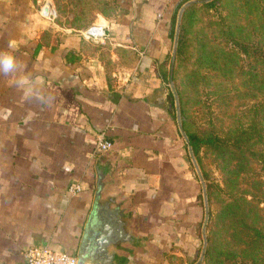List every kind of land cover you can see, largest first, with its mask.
I'll use <instances>...</instances> for the list:
<instances>
[{"label": "crops", "instance_id": "0c3cea01", "mask_svg": "<svg viewBox=\"0 0 264 264\" xmlns=\"http://www.w3.org/2000/svg\"><path fill=\"white\" fill-rule=\"evenodd\" d=\"M188 1L115 0L89 24L109 27L96 43L85 26L45 17L44 0H0V54L15 56L0 70V264H25L30 247L78 257L100 174V199L120 206L132 238L111 245L106 264L197 254L203 185L166 75ZM101 134L113 147L96 152Z\"/></svg>", "mask_w": 264, "mask_h": 264}, {"label": "rangeland", "instance_id": "374dc122", "mask_svg": "<svg viewBox=\"0 0 264 264\" xmlns=\"http://www.w3.org/2000/svg\"><path fill=\"white\" fill-rule=\"evenodd\" d=\"M51 1L58 13L56 21L80 23L87 21L91 23L94 20L92 16H98L97 14L107 15L113 3V0ZM208 2L214 4L197 6L192 13L189 47L186 49V55H183V60L178 64L176 78L173 76L177 91L179 89L182 93L179 94V98L182 96L184 101L187 126L191 131L201 133H209L213 128L219 130L223 127V130H226L231 123L240 119L238 116L244 108L253 102L252 94L256 87L253 75L258 72L253 66L257 55L251 53L249 56H243L239 53L240 49L236 46L234 38L240 35L242 31L240 28H243L241 35H246L245 39L250 42L258 41L264 33L262 28L264 0H209ZM230 28L234 35L231 38L228 35ZM202 156L203 167L198 164L201 171L203 169L209 173V180L205 179L206 185L209 182H216L224 187L225 173L222 171L224 163L221 158L209 149L204 151ZM226 199L228 196L224 191L214 193L212 209L215 216L217 211L225 206ZM233 218L237 219V217ZM212 222L211 254L209 257L205 254L201 264H245L241 262V255L237 256L235 253V250L239 252L240 246L235 241L237 236L235 232L226 230L228 222L222 218ZM233 227L235 228V225ZM203 246L204 241L200 240L197 254L183 256L180 260L181 264H196L201 257ZM243 258L246 259L244 256ZM245 261L248 264L254 263L249 259ZM256 262L264 264V261Z\"/></svg>", "mask_w": 264, "mask_h": 264}, {"label": "trees", "instance_id": "16d2710c", "mask_svg": "<svg viewBox=\"0 0 264 264\" xmlns=\"http://www.w3.org/2000/svg\"><path fill=\"white\" fill-rule=\"evenodd\" d=\"M114 2L115 0H113L111 10ZM212 4L214 2L202 1L200 3L199 1L190 4L185 9L181 21L174 78L177 75L178 64L183 60V55H186V49L189 47L188 42L191 40L189 33L192 30V13L197 6H211ZM181 7L182 4L179 6L175 23ZM71 23L77 27H88L90 24L88 21L83 23L71 21ZM262 28L264 29V26ZM240 30L243 31V28ZM242 31H240V35L234 38L235 44L240 49L239 53L245 57L251 53H256L257 59L254 61L253 68L256 67L258 72L253 75L256 86L252 94L253 102L250 105L245 104L247 106L238 116L240 119L231 123L226 130H223L222 127L219 130L213 128L209 133L191 131L187 126V115L182 96H180V106L183 126L201 168L203 167L202 154L207 149L215 152L224 163L222 169L225 173V177H223L224 187L221 186V183L216 182L207 184L210 217L207 225L208 247L206 255L209 257L211 254V244L213 243V236H211L210 231L212 221L222 218L228 222L226 230L234 231L235 233H233L237 235L235 241H237L240 249L238 253L235 250V253L237 256L241 255V262L248 264L245 260L249 259L252 263L254 262L253 264H259L256 261H264V33L258 41L250 42L245 39L246 35H241ZM228 35L230 38L234 36L231 28ZM171 61L172 57L169 64ZM170 74L171 65L169 72L166 73L167 80H169ZM178 93L181 95V90L178 89ZM172 97L173 102H175L173 93ZM202 173L208 181L209 173L203 169ZM223 191L228 199L225 200V206L218 210L217 216H215L212 209L214 193H223ZM233 217H237V219ZM240 224L242 226L239 227ZM214 225H216L215 222Z\"/></svg>", "mask_w": 264, "mask_h": 264}, {"label": "water", "instance_id": "95a60500", "mask_svg": "<svg viewBox=\"0 0 264 264\" xmlns=\"http://www.w3.org/2000/svg\"><path fill=\"white\" fill-rule=\"evenodd\" d=\"M198 1H209V0H191L185 3L178 15L177 19V26H176V33H175V40L173 45V52H172V61H171V74H170V86L175 96V105L177 110V117L179 122V127L184 135L188 146L189 152L196 167V170L199 174V177L202 181L203 185V195H204V203H205V220L203 224V239H204V246L202 249L201 257L197 261L196 264H201L203 261L207 246H208V238H207V225L210 217V205L208 200V193H207V185L205 182L204 175L200 169V166L197 162L196 156L194 154V150L190 144V140L188 135L183 126L182 114H181V106H180V98L179 93L176 89L174 80H173V73L174 67L176 62L179 38H180V28H181V21L182 16L185 9L192 3ZM103 175L100 174L99 179V190L97 192V198L94 204V208L91 212L89 222L87 224L86 232L84 235L83 245L78 255V264H85L87 261H90L95 264H106L110 258L113 257V253L109 251L111 245H116L117 242L121 241H129L131 240V235L125 228V223L121 219L122 210L120 206L112 207L111 201H101L102 195V187H103ZM111 262V261H110ZM109 262V263H110Z\"/></svg>", "mask_w": 264, "mask_h": 264}, {"label": "built area", "instance_id": "2783aa9c", "mask_svg": "<svg viewBox=\"0 0 264 264\" xmlns=\"http://www.w3.org/2000/svg\"><path fill=\"white\" fill-rule=\"evenodd\" d=\"M40 10L50 21H54L58 15L51 0H44ZM79 32L84 39L96 43H105L110 37L109 27L105 22H94ZM112 147L113 142L104 134H101L97 139L95 151H108ZM81 189L82 186L79 182L72 183L69 187V191L72 194L79 192ZM25 257V264H78L79 261L76 255L54 250L48 246L30 247L26 251Z\"/></svg>", "mask_w": 264, "mask_h": 264}, {"label": "clouds", "instance_id": "9594fccd", "mask_svg": "<svg viewBox=\"0 0 264 264\" xmlns=\"http://www.w3.org/2000/svg\"><path fill=\"white\" fill-rule=\"evenodd\" d=\"M0 66H2V70L4 73H8L15 66V56L11 53H2L0 54Z\"/></svg>", "mask_w": 264, "mask_h": 264}]
</instances>
